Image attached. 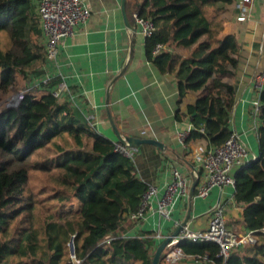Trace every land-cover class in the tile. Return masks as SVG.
Listing matches in <instances>:
<instances>
[{"label":"trees","instance_id":"1","mask_svg":"<svg viewBox=\"0 0 264 264\" xmlns=\"http://www.w3.org/2000/svg\"><path fill=\"white\" fill-rule=\"evenodd\" d=\"M236 1L127 0L129 11L156 26L145 37L149 61L162 73H184L179 105L189 91L199 92L186 112L177 113L178 120L188 116L193 124L186 144L204 137L220 146L233 133L242 46L226 32L223 15ZM36 2L0 0V94L24 88L17 105L0 109V264H153V232H130L137 222L131 215L151 185L140 173V150L155 147L143 144L133 158L116 151L68 97L54 94L62 80L43 77L46 49ZM159 43L164 47L156 51ZM33 77L39 80L28 84ZM261 101L259 156L235 173L242 219L227 221L235 231L243 227L260 236L226 261L216 242L182 240L187 253L208 254L213 264H264V236L258 232L264 224V88ZM33 171L49 176L50 194L31 184ZM74 200L76 206L57 209ZM160 264L168 263L162 257Z\"/></svg>","mask_w":264,"mask_h":264},{"label":"crops","instance_id":"2","mask_svg":"<svg viewBox=\"0 0 264 264\" xmlns=\"http://www.w3.org/2000/svg\"><path fill=\"white\" fill-rule=\"evenodd\" d=\"M121 1L85 0L91 8L90 17L80 23L71 36L63 38L56 60L45 63L43 77L61 78V83L66 84L61 98L68 97L73 106L81 109L99 134L119 140L111 115L123 135L155 137L165 143L164 149L154 145L155 149L140 150L144 154L140 173L152 185H159V190L149 198L150 207L130 234L151 231L158 246L166 236L173 234L189 212L191 227H207L209 210L218 202L224 205L228 222L242 219L244 208L235 201L233 185H215L207 198L196 196L195 190L193 196L189 192L176 202L170 217L158 211V197L164 193L160 186L171 178L173 166L178 165L190 174L193 183V154L207 148L209 143L204 137L187 144L180 139L181 132L191 129V119L187 116L178 120L177 113L186 112L199 92L189 91L179 105L178 79L184 73L179 76L162 73L149 61L146 38L131 16L133 8L129 11L127 7V12L137 26L136 31L126 26ZM237 13L235 2L223 15L226 32L234 33L242 46L231 127L234 130L235 126L234 131L241 134L251 152L257 153L258 135L253 129L251 102L257 95L254 77L264 70V0L252 1L251 16L246 21H238ZM240 168L237 167L235 173ZM241 230L245 228L236 231ZM177 264L199 263L185 259Z\"/></svg>","mask_w":264,"mask_h":264},{"label":"built area","instance_id":"3","mask_svg":"<svg viewBox=\"0 0 264 264\" xmlns=\"http://www.w3.org/2000/svg\"><path fill=\"white\" fill-rule=\"evenodd\" d=\"M253 0H237L238 10L237 20L246 21L251 16ZM37 12L40 18V27L46 49V63L56 60L60 51V42L63 38L71 36L76 27L88 20L91 15V8L85 0H38ZM133 18L145 37L150 36L156 29L154 22L137 12L133 13ZM159 43L156 51L163 48ZM50 77L44 78L45 81ZM257 95L252 100V117L254 119V131L258 132L261 112V91L264 88V70L254 77ZM66 84L60 83L54 90L56 96L62 97ZM193 124L191 122V129ZM188 132H181L179 137L182 141L188 137ZM202 131L204 129H201ZM143 134L146 131L143 130ZM258 135V133H257ZM115 150L126 156L134 157L139 152V148H133L128 142L121 140L114 141ZM258 158V152H251L248 144L241 134L233 130L231 136L220 146L209 145L204 150L193 154L195 163L193 176L198 179L195 187V195L207 198L211 189L215 185L235 186V169L243 167L250 161ZM192 177L185 173L178 165L173 166L171 178L166 180L160 187L164 190L162 196L158 197V211L162 216L170 217L176 202L189 194L191 189ZM159 185H150L144 194L141 206L137 213L131 215L132 219L139 221L150 207L149 198L157 194ZM210 219L207 227L194 229L190 222H187L177 236L172 237L163 252L164 260L168 264H177L185 259H192L199 264H208L211 257L208 254L187 253L181 245L182 240L192 241H213L219 244V255L224 261L230 253L237 247L245 244L256 243L259 234L250 230L235 231L227 226L225 207L222 202L213 205L209 210ZM189 221V220H188ZM181 223V222H180ZM264 236V224L258 231Z\"/></svg>","mask_w":264,"mask_h":264},{"label":"water","instance_id":"4","mask_svg":"<svg viewBox=\"0 0 264 264\" xmlns=\"http://www.w3.org/2000/svg\"><path fill=\"white\" fill-rule=\"evenodd\" d=\"M121 8H122V14H123L126 26L129 29L136 31L137 26H136V24H134L131 21L129 14L127 12V0L121 1ZM23 94H24V91H19V93L14 95V96H9V94H0V99L6 98V100L7 99L9 100V98H12V99H10L11 100L10 103H8L6 106H3V107L5 108V107L11 106V105H17L20 102L21 98L23 97ZM235 108H236V106H235ZM108 112H109V108H108ZM110 119H111V122L114 125V128L118 134L119 140H121L122 142H128L131 147L139 148L143 144H152V145H155V146L162 148V149L165 148V146H166L165 143L162 142L161 140H158L155 137H141V136H133V135H123L120 132V130L118 129L115 122L113 121L111 115H110ZM234 130H235V126H234ZM258 156H259V154H258ZM197 182H198V179H195L191 185L190 193L192 196L194 195V190H195V187L197 185ZM189 215H190V212L187 215V217L177 226V229L173 232V234L166 236L162 240V242L157 246V248L155 250V255L153 258V264H160L162 257H164L163 252L166 248V245L171 241L172 237L177 236L180 233L182 227L188 222ZM70 246H71V252L74 254L75 253V245H74L73 239L70 242Z\"/></svg>","mask_w":264,"mask_h":264},{"label":"rangeland","instance_id":"5","mask_svg":"<svg viewBox=\"0 0 264 264\" xmlns=\"http://www.w3.org/2000/svg\"><path fill=\"white\" fill-rule=\"evenodd\" d=\"M38 80H39V78L33 77L32 79L28 80V84L33 85ZM19 91H24V88H19L18 90H16L14 92V94H11L9 96H14V95L18 94ZM10 99H12V98H9V100H6V98L0 99V109L4 108L3 106H6L8 103H10V101H11ZM31 184L38 191H41L44 188H46L48 190V193H46V194H50V192H51L50 189L53 187V184H52L51 180L49 179V176L47 174L41 172V171H33ZM46 194L45 195H41V196L44 197V196H46ZM73 202L74 203L67 202L65 204H60V202L51 201V204H53V203L54 204H60V205L57 206V209H60L61 207L69 209L72 206H76L77 205V202L75 200ZM73 256H74V254H73Z\"/></svg>","mask_w":264,"mask_h":264}]
</instances>
